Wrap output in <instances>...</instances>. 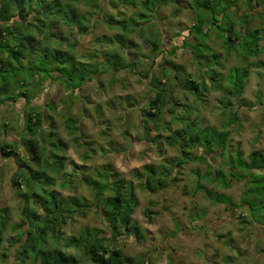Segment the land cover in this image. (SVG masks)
Here are the masks:
<instances>
[{"label": "clouds", "instance_id": "obj_1", "mask_svg": "<svg viewBox=\"0 0 264 264\" xmlns=\"http://www.w3.org/2000/svg\"><path fill=\"white\" fill-rule=\"evenodd\" d=\"M37 2L39 3V0ZM48 2L50 3L51 0H48ZM94 2L96 4L95 9H92L91 5L89 6L93 20L97 12H100L103 16H107L112 12L109 5L114 0H94ZM115 2L118 6L116 12H112V14H123L118 16V19L127 20L131 17L134 20L137 18V13L144 10L141 6L143 0H135V7L120 3L119 0H115ZM58 4L59 9H61V15L68 14L73 8L82 7V5L73 3V0H63L62 3L58 0ZM256 5L257 0H231V3L225 7L223 0H221L217 9L221 25L244 20L247 17V22L240 24L237 28L242 38L244 32L250 28L260 27L264 30V0L259 3L258 8ZM149 7H163L167 19L161 21L158 25H150L147 30L142 28L140 32L146 33V39L159 44H164V31L171 32L173 40L183 41L182 47L176 49L177 53H184L181 61L183 67L172 71L171 75H165V69L161 65L164 62V57L169 55L171 48L164 47L156 53L148 52L146 56L141 55L138 57L137 53L143 54L146 49L141 41L139 32L128 31L124 34L129 36L130 39L141 43V47L126 46L123 59L120 62L122 71H115L109 65V71L101 73L99 69L102 61H93L89 58L93 56L100 57L101 52L110 51V49L103 44L100 45V51H95L96 46L94 44L82 48L81 37L78 32L75 29H66L65 35L75 45L73 54L76 60L88 59V63L84 64L82 68L86 83L87 81L95 83L102 76H108L110 77L111 91L107 89L101 91L99 87L89 89L82 85L81 98L73 100L71 97H65V105L60 111V115L71 118L76 129H79L82 133H87L88 129L84 127L87 121L82 114V110L87 109L88 114L99 121L103 117L96 111V98L106 96L108 100L116 101L119 119L115 123V127L118 129L115 136L110 130L111 126H109V130L106 131L105 137L101 140H97L95 136L83 137L77 135L75 131L72 133L76 144L83 143L85 138L92 141V149L96 155L86 157V162L90 165L88 169L90 177L94 178L97 173L103 176L108 165L114 166L110 169L111 176L104 185L106 190L99 195L93 194L90 196L88 205L94 212L102 214L105 208V201L112 194L113 183H131L130 188L123 187L117 193L123 197L126 203L130 197L135 199L137 195H142V193L136 191L137 189L149 188L156 191L157 197H148L147 199H155L158 208L171 212L180 223V230H176L171 224L161 221L151 226V232L146 231L145 228H140L135 233L137 240L132 241L129 240L127 235L123 234V229L114 231L113 229L116 226L107 217L99 222V227L104 229L103 232L90 228L91 235H89L85 233L84 225L80 224L73 232L74 235L78 234L80 236V255L78 256L80 264H101L100 261L90 260L86 253L94 245L106 246L108 244L113 247L119 245L123 255L134 258L139 257L142 264H170L169 257L172 258V264H192L193 258L199 259L200 253H203V256L207 258V264H228L225 253L231 257V264H264V233L257 236L252 227L257 219L264 216V209H260L258 206L251 216L245 217L244 224L237 223L233 219L230 220L229 225L217 228L216 234L224 236L222 240H213L208 235L209 229L214 227L213 224L201 225L189 219L190 215L198 214L200 211L199 201L196 197V191L201 188L198 177L202 176L207 169H222L225 172L226 182L232 180L235 183L241 176L240 170L236 168L235 161L229 163L227 157L213 160L208 148L196 144V137L201 130L204 131L205 138H207L208 132L213 131V126L207 119V114L217 109L216 97L224 98L222 93L205 91L204 93L197 92L195 97H189L187 90L180 92L177 87L178 85L185 88L192 87L186 82L191 81L193 75L207 79L209 68L201 66L200 48L203 46L201 32H209V14L198 8V0H182V6L179 8H176L174 3L164 6L149 5ZM173 9L178 13L175 16L172 14ZM249 12L254 13V16H248ZM36 14L33 11L29 16V20L33 19ZM85 15H88V13H85ZM201 20L204 22L203 28H198L197 23ZM169 21L172 22L171 28L168 26ZM107 31L113 33L118 31V29H107ZM211 32L219 35V33L215 32V28H212ZM39 33L38 39L41 44H49L48 30L40 28ZM89 33L91 38L97 34V30L90 25ZM24 35H27V28L22 34H18L13 29L11 45H8L7 41H0V45H8L7 47L0 46V61L11 62L14 65L10 80L5 81L10 87V94L15 95L17 91L26 87L32 88L37 94L41 90L50 91L53 82L47 78L39 77V69L35 67L37 57L27 51V45L23 39ZM203 43H207V41ZM125 44L127 45V41ZM12 48L17 50L23 48L25 52L23 59L17 57L16 60H13V56L10 54ZM208 59L210 60L211 56ZM68 63L71 66L73 62L69 60ZM132 65H135V67H132ZM26 77H31V79L26 80ZM130 77H138L136 83L140 85V89L134 91L133 94L136 100L134 108H129L124 104L123 101L127 97H118L116 94L118 86L131 87ZM56 83L59 85V81ZM158 96L160 98L161 119L145 123L144 110L155 112L156 109L149 108V104L151 101L156 100ZM181 96H183L185 103L178 105L177 100ZM197 98L201 101L200 105L196 104ZM86 100H90L91 103H85ZM128 102L129 104L132 103L129 100ZM19 115L22 116L23 113ZM173 116L182 120L183 123L177 124L173 122ZM4 119L5 121L13 120L15 122L14 130H9L7 135L15 137L17 141L23 139L26 135L24 121L18 120L16 113L8 112H5ZM51 123L52 121H47L45 125L41 126V131L45 135L48 125ZM65 123L67 125V120ZM258 127L264 128V123L259 124ZM178 129L181 130L179 139L174 135ZM0 132H3V129H0ZM125 133L130 135L125 136ZM184 135L191 136L193 138L192 143L186 142ZM4 139L5 137L0 135V141ZM165 139L171 140L170 148L165 147ZM261 140L260 146L264 147V134L261 135ZM229 142L232 143V151L235 152V141ZM45 148V155L47 156L51 149L47 145H45ZM186 148L189 149L188 152H185ZM72 150L70 149V151ZM219 153L220 149H217L215 155H219ZM80 154L82 155V152ZM240 159L250 163L247 149H245V155ZM261 160H264V156L261 157ZM79 162L76 157H70L63 162L62 171L57 169V175L63 177L65 172L73 171L74 165ZM145 167L150 172H155V175L145 172ZM116 170L123 175L122 180H119L114 175ZM252 171L249 168L243 172V179H240L236 186L240 187L245 181L250 182L253 179ZM261 171H264V169H261ZM137 174H140L138 181L132 182L129 180L130 176L134 179ZM162 176L165 178L164 183L158 184V180ZM74 179H78L75 174ZM73 187H76L75 183ZM203 189L209 195H213L207 182L204 183ZM216 194L218 195L219 193ZM240 199H247V197H239L236 201L237 204H239ZM261 199L264 200V197H261ZM142 206H148L147 201ZM230 207L231 205H229ZM241 211L243 209L238 208L237 214ZM125 214L130 213L125 210ZM97 219L99 220V217ZM84 223L91 225L93 221L90 218ZM4 231L7 236V230L5 229ZM229 232L232 233V237L227 235ZM181 233H183V237ZM12 235H15V233H12ZM16 239L19 241L18 243H5L0 246V252L9 251L10 264H40L38 255H28L24 251L28 247L27 243L18 236ZM229 240H231L236 249L241 251V255H237L235 251H230L225 246ZM55 246H60V244L58 243ZM21 251H23V255H18L14 260L11 259L13 253ZM217 252L220 253L219 256L216 255Z\"/></svg>", "mask_w": 264, "mask_h": 264}, {"label": "rangeland", "instance_id": "obj_2", "mask_svg": "<svg viewBox=\"0 0 264 264\" xmlns=\"http://www.w3.org/2000/svg\"><path fill=\"white\" fill-rule=\"evenodd\" d=\"M9 0L10 4L9 6L13 5L12 7L19 6V5H25V6H32L36 8L37 6H59L57 0H51L49 3L48 0H39V3L37 0ZM132 1L135 0H125L126 4H131ZM145 2V0H143ZM210 1V2H209ZM260 0H257V2ZM90 0H81L76 3V5H82V7H78V19L83 22L84 25H88V30L85 33H81L77 27H70L68 25H65L62 21L65 19L67 22L70 21V19L73 18L72 11L68 12L66 15H61V13H58V9H54L51 11V13L47 14L40 12L42 17H51L52 19H56L55 24L48 26L49 32H55L54 34H58L60 36V33L62 35H65L66 29H75L78 34L81 37V47L86 48L90 45H95V51H100V45L107 46L110 51H104L101 52L100 57H91L89 59L93 61H102L103 63L100 64V72L106 73L109 71V66L113 67V64H115V61L117 59V55H121V59L124 56L125 48L131 47L132 45L136 48L141 47V43H138L137 41H134L130 39L129 36L125 35L124 33L131 31V32H139L141 41L143 42V45L146 49V51L141 54L137 53V56L141 55H147L148 52L152 51V45L149 42L150 40L145 38L146 33L140 32V29H149L150 25H158L161 21L167 19L166 12L163 7H159L157 10V16L155 14H151V16H148L146 13L145 17H141L137 15L136 19H132L129 17L127 20L118 19L117 17L120 15H123L122 13H116V15H113L112 12H116V8L118 4L115 2L110 3L109 7L112 9V12H110L107 16H103L100 12L96 13L95 19L93 20L91 12L89 11V6H92V9L96 8V4L94 0L90 2ZM151 2H155V0H151ZM199 2V0H198ZM209 2V4L207 3ZM225 7H227L231 0H223ZM120 3H124L123 1H120ZM170 3H174L176 5V8H179L182 6V0H166L164 5H169ZM199 9L208 12L210 16L209 21V32L210 33V39L207 41L208 44L212 47V51L216 53H220L222 55V62L223 66L219 65V63L216 62V60H213L211 63L206 62L202 63L201 66H207L209 68V72L207 73V79H205L207 90H204L203 88L200 89V93H204L205 91H208L210 93L212 92H221L222 96L224 98L216 97V103L218 105L217 109L213 112H209L207 114V119L211 122L212 126L217 127L220 131H226L231 130V134L228 138V144L226 145V148L221 150L220 157H216L217 159H222L223 157H227L228 162L232 163L233 161L236 162V167L238 166V155L241 154V157L245 155V149H247L248 154L253 150H261L264 154V147H261V135L264 134V128L258 127L259 124L264 123V67H255L254 65L250 66L248 63L250 62H256L258 60H264V48H262V51L257 55H253L250 57L252 52L254 53L257 45H256V37L259 36V39H264V30H262L260 27L258 28H250L248 32H244V42L242 40V37L239 32H237V28L240 24L244 23L241 20H237L234 22L227 23L226 25H221L220 20L212 22V18H218L217 9L221 3V0H200ZM131 7H135L136 4L130 5ZM144 7V6H143ZM190 7V6H189ZM258 8L259 6L256 5ZM47 8V7H46ZM74 9V8H73ZM71 9V10H73ZM143 12H148L147 9L143 8ZM15 13V11L10 10V14ZM85 13H88V15H85ZM140 13V12H139ZM252 16H254V13L249 12ZM248 13V14H249ZM138 14V13H137ZM173 16L177 15L175 9L172 10ZM48 15V16H47ZM217 15V16H216ZM212 16V18H211ZM17 17V16H16ZM70 18V19H69ZM17 19H19L17 17ZM111 19V21H110ZM113 19H117L118 21H114ZM114 21V22H113ZM212 22V23H210ZM236 24H238L236 26ZM92 26L97 30V34L95 36H92L90 38L89 33V26ZM169 28L172 27V22H168ZM215 28V32L219 33V35H215L211 32V29ZM47 29V28H46ZM107 29H118V31H115L113 33H109ZM256 29L259 32L257 33ZM163 32V39L164 44H162V48L164 47H170L171 51L168 56L164 57V62L161 65L164 69L168 70V75H171L172 71H175V69H181L183 67L181 61L183 60L184 53L180 52L177 53L176 49L182 47L183 41H175L172 39V33L171 32ZM164 33L165 37H164ZM230 33H238V36L241 38V42L244 43L240 45L238 51L233 50L231 52L227 51L225 49V43L224 38L222 36H226ZM51 36V34L49 33ZM37 36V35H36ZM67 36V35H66ZM258 39V40H259ZM39 41V39L37 38ZM257 40V41H258ZM28 41V40H26ZM35 43L34 40L31 42L35 45L36 52L39 53V55L44 54V46L42 48V44L40 41ZM127 41V45L125 42ZM264 41L259 42L258 44H262ZM52 43V42H51ZM53 44V43H52ZM48 44V56H51L53 59V55L55 54L54 51H51L52 49L58 48L56 45ZM174 45V47H173ZM132 46V47H133ZM66 47L65 45L63 46ZM75 47V46H74ZM39 48V49H38ZM203 48L200 49V55ZM123 51V52H122ZM157 50L156 52H158ZM73 52V48H72ZM36 53V54H37ZM154 53V52H153ZM115 54V55H113ZM67 56V55H66ZM64 57V60L67 62L70 60L67 57ZM248 57L249 59L243 60V58ZM38 58V57H37ZM115 58V60H114ZM118 60H120L118 58ZM81 61L88 63V59H82ZM167 61V62H166ZM38 62V69H41L43 65ZM60 63V67L64 69L62 66V63ZM50 64V62H48ZM65 66L68 68L67 71L64 72V77L60 78L58 75V72H55V77L57 78H50L52 76L50 70V74L47 76L46 72H40L39 70V77L40 78H47L53 82V86L50 91H41L38 93L37 97L35 98L34 102L32 104H35V106L42 107L43 112L46 113V116L48 115V118L46 117L47 121H55L56 128H51V124L48 125V130L45 133L42 131L41 135L43 138H46L49 134V131H55V136L60 138L62 141H65L67 143V150H64V152H58V154L62 155L63 153L67 156V160L70 157H76L80 162L79 165H85V174L88 175V169L90 165L86 162V155L95 156L96 153L92 149V141L85 138L83 143L76 144L75 138L73 137L72 133L74 130L71 128H68V122H72L71 118H66L65 116L60 115V111L64 108L65 105V97H71L73 100H79L81 98V92L83 91L82 85L86 86L89 89H94L95 87H99L101 91L109 90L110 88V77L108 76H102L99 81H87L86 78L84 80L79 79L74 75L73 77H68L69 75L78 72L79 70H76L75 67L73 68L69 64L65 63ZM174 66V67H170ZM65 67V69H66ZM132 67H135V65H132ZM237 67H246L248 69V74L246 77L243 76L242 70H238ZM81 69V68H80ZM105 69V70H104ZM114 69V68H113ZM122 71V70H121ZM219 74L217 77L218 86L223 89V91H216L213 90V87L216 85V80L213 79L216 74ZM196 77V76H195ZM27 79H31V77H26ZM131 80V87H123L118 86L116 89V94L118 97H127L129 101L132 103L129 104L127 99H124V104L128 106L129 108H134L136 104L135 97L133 96L134 91L140 89V85L136 83V80L138 77H130ZM57 81H59V85H57ZM68 81V82H67ZM241 81V82H240ZM243 81V83H242ZM241 86L243 90L240 98L235 97L236 89ZM163 84V82H161ZM78 88L75 90L74 87ZM179 86V85H178ZM177 86V87H178ZM224 86V87H223ZM180 92H183L184 90L179 87ZM219 89V88H218ZM232 92L230 94L229 92ZM189 94V97H194V95ZM181 98V103L184 104L185 100L183 96ZM222 102H221V101ZM228 100V101H227ZM229 100L233 103V110L234 113L231 112L230 107L228 109V103ZM10 102V103H9ZM7 105L0 106V129L5 130V127L10 128V130H14V121L9 120L5 121L4 114L5 112L8 113H16L17 119L24 121V131L26 132V137H30L28 135V130L26 129V121H25V113L28 112L29 107H27L28 104L25 103V100L21 98L17 103H11L12 101H9ZM85 103H91L90 100H86ZM95 103L97 104L96 111L100 113V115L103 117L102 120L97 121L96 118L92 115L88 114L87 109L82 110V114L85 117V120L87 123L84 125L85 128L88 129L87 133H82L80 130L75 131L77 135L83 136V137H93L95 136L97 140H101L105 137L106 131L109 130V126H111V132L115 136L118 132V129L115 127L116 121L119 119V116L117 114V106L116 101L114 100H108L106 96H99L96 98ZM196 104L200 105L201 101L196 99ZM28 109H27V108ZM228 110V111H227ZM230 111V112H229ZM20 113H23V115H19ZM237 116V119L234 120V116ZM67 120V125L65 121ZM46 121V122H47ZM146 121L149 123L152 121L150 118H146ZM227 121V124L225 126V122ZM45 122V124H46ZM44 124V125H45ZM72 124H74L72 122ZM178 124V123H177ZM70 126V125H69ZM7 128V129H8ZM227 128V129H226ZM59 129V131H57ZM9 131V130H8ZM7 131V133H8ZM5 137L3 141H8L18 152V156L16 157H3L0 152V209L1 208H7L8 214H9V222L10 224H15L20 222V210H21V204L18 200L17 196L14 194L13 191V174L17 172L19 169V159H27L28 154L26 150L24 149L22 145V139L20 141H17L15 137H6V132L1 134ZM205 134V133H204ZM130 134L125 133V136H128ZM174 135L177 137V135L174 133ZM50 136V135H49ZM229 141H235V152L232 151L233 145ZM18 142V143H17ZM165 147L170 148L171 146L167 144L166 140H164ZM45 145V144H44ZM139 148V146H137ZM70 149H73L70 151ZM157 151H159L157 149ZM82 152V155L80 154ZM53 151H50L49 154L51 155ZM223 153V154H222ZM215 157V154L213 155ZM215 159V158H214ZM213 159V160H214ZM195 162V161H194ZM85 163V164H84ZM114 167V166H113ZM238 170H242L239 167H237ZM264 169V168H263ZM34 170H39V166L35 164ZM118 171V170H117ZM257 172V175H263L264 171H261V169L254 170ZM19 172V171H18ZM21 173L24 174V189L27 185V182L30 183L28 186L31 188H38L37 181H32L33 179L29 177L27 170H20ZM27 172V174H26ZM83 172V170H79L78 168L73 167V171L65 172L63 177L57 176L56 182L61 183V180H64L66 177H69L70 175L76 177H79L80 173ZM119 172V171H118ZM260 173V174H259ZM121 174V173H120ZM256 174V173H255ZM122 175V174H121ZM256 175V176H257ZM123 176V175H122ZM252 179V182L245 181L244 184L240 185V187H237L236 185L239 183L238 181L233 182L232 186L225 187L221 184L220 181L216 180L215 182L210 181V178L212 177L209 175V169H207L202 176H199V180L201 183V188L196 191V197L199 201L200 205V211L198 214H192L190 215L189 219L192 222H198L201 225L206 224H213L214 227L209 229L208 235L213 240H222L224 239L223 235H217L216 229L223 227L225 225H229L230 220L235 219L237 223L244 224L245 223V217L251 216L254 211L257 210L258 206L260 209H264V200L261 199V197H264V177L263 176H257V178ZM243 177V173L241 172V176L238 179H241ZM129 179H133V177H129ZM134 181H138L136 178L133 179ZM160 181L164 182L165 178L162 176ZM258 182H256V181ZM78 181V180H77ZM222 181V180H221ZM207 182L209 186L211 187V190L213 191L214 199H218L219 195H226L231 199V201L235 202L238 200L241 196L252 197L253 194H258L256 197H258L257 200H253V204L251 201L249 202V206L246 204H241V200H239V206H234L232 204L228 203H222L220 201L211 200L209 197L208 192H205L203 189L204 183ZM76 187H73V185H66L62 188H59L61 191L62 196L72 195L75 196L77 199H83L85 201H89V197L92 196L91 189L82 183L76 182ZM251 189V190H250ZM26 191V190H25ZM138 193H142V195H137L139 198V205L137 206L135 213L132 216L133 221H135L140 228H145L146 231L151 232L152 227L156 223L163 221L166 224H171L176 230H180V223L177 221L176 217L173 216V214L167 210H162L157 207L155 203V199L148 200V197H157V192H150L149 190H143V189H137ZM216 193H219L218 195ZM262 200V201H260ZM145 201H147L148 206L144 207L142 206ZM229 205L231 207L229 208ZM152 209L154 212V218L153 221L150 223L148 221L147 216L145 215L146 209ZM241 208L243 211H241L239 214H237V209ZM183 211V210H182ZM99 217V220L97 219ZM92 219L93 223L91 225L84 223L85 221ZM103 220L102 216L99 213L94 212L93 210L87 211V212H79L77 213L73 218H68L66 222L62 223L61 225V233L62 236L60 239H55V242L52 243V246H54L56 249H60L64 251L66 254H73L75 256L80 255V251L77 248L73 247H64L63 241L65 238L69 236H73V232L75 231L76 227L80 224L84 225L85 228H96L101 229L104 231L103 228L99 227V222ZM244 223H243V222ZM255 234L259 236L261 233H264V216L260 217L256 220V223L252 226ZM13 228V225L8 228L7 232L8 235H4V240L2 242V245L5 243H18L19 241L16 239V237H19L20 230L18 229H11ZM23 229L29 228L28 225H23ZM55 230L53 231V233ZM12 233H15V235H12ZM57 233V231L55 232ZM78 235V234H76ZM183 237V233H181ZM229 237H232V233H227ZM128 237V236H127ZM129 240L136 241L134 237H128ZM60 244V246H55L57 244ZM1 245V246H2ZM230 251H235L237 255H241V251L236 249L231 240H229L225 245ZM175 251V249H173ZM217 256L220 255L219 252L216 253ZM226 259L228 260V264H231V257L228 256L227 253L224 254ZM11 259H16V253H13L11 255ZM170 264H172V258L169 257ZM0 264H10V253L7 250H4L0 252ZM192 264H207V258L203 256V253L199 254V259L193 258Z\"/></svg>", "mask_w": 264, "mask_h": 264}, {"label": "trees", "instance_id": "obj_3", "mask_svg": "<svg viewBox=\"0 0 264 264\" xmlns=\"http://www.w3.org/2000/svg\"><path fill=\"white\" fill-rule=\"evenodd\" d=\"M79 1L81 0H73V3L76 4ZM92 1L93 0H90V2ZM120 1H123L125 3V0H119V2ZM165 1L166 0H155V2H151V0H145V2L143 1L141 6L142 7L144 6L143 8L147 9L148 12L142 11L138 13L137 15L141 17H145L146 13L148 14V16H151V14L156 15L159 7L158 8L149 7V5H162L164 4ZM17 2L18 1L16 0V3ZM60 2L62 3L63 0H60ZM199 2H198V7L200 5ZM209 2L207 3L209 4ZM260 2H262V0L257 2V6H259ZM9 4H10L9 0H0V41H7L8 45H11L13 29H15V31L18 34H22L25 28H27V35H24L23 39L27 45V51L31 54H34L36 57H38L37 63L35 66L36 69H38L37 68L38 62H40L43 65V67L39 69L40 72L41 71L43 73L46 72L48 76L50 74V70L53 69V71H51L53 73L50 78L52 79L57 78L55 77V72H58L59 77L63 78L65 75L64 72L67 71L68 69L65 66V63H67V65L69 64L68 63L69 60L67 62L64 60V57L67 55L66 57L69 58L73 62L71 66L73 68L75 67L76 70H79L78 72H75L69 75L68 77L71 78L74 75H76V77L82 80L86 78L85 74L82 72V68L84 64H86V62H83L81 60H76L75 55L72 52V48H74L75 45H73L71 40H69L68 36L62 35L61 33L59 36L58 34H54L55 32L53 33V32L48 31V33L51 34V36L48 35V40L50 41L49 44L53 43L54 45H56V47H58V48L51 50V51H54L55 53L53 55V59L51 56H48V48H49L47 46L48 44H42V48L46 46L44 48L45 52L44 54L39 55V53L35 51L36 50L35 45L31 42L32 40H34L35 43H37L38 41L37 38L40 35L39 33L40 28H47L48 30V26L49 25L52 26L53 25L52 23L55 24L56 22V19H52L51 17H42L40 12H42L43 10L44 13L50 14L52 10L57 9L59 6H55V7H52V6L38 7L37 6L36 8L32 9L33 8L32 6L19 5V6L12 7L13 5L9 6ZM132 4H135V1H132V3L129 5H132ZM10 10L15 11V13L10 14ZM33 11H35L37 14L33 19L29 20V16L31 15ZM71 11H72L71 16H73V18L72 19L69 18L70 19L69 22H67L65 19L62 22L65 25H68L70 27H73V28L77 27L76 29H78L81 33H84V32L86 33L87 32L86 30H88V25H84L83 22H81L78 19V16H79L78 7L74 8ZM59 13H61V9H58L57 14ZM16 16L19 19H17ZM248 16H252V15L249 13ZM113 20L118 21L117 19L116 20L113 19ZM219 20H220L219 16L218 18H214V19L212 18V22L214 21L218 22ZM209 21H210V16H209ZM241 21L244 23L247 22V17ZM203 23L204 22L202 20L198 21L197 27L203 28ZM237 25L238 24H236V26ZM255 28H258V27H255ZM256 31L259 34L260 31H258L257 29ZM201 37H202V44H203L201 48H203L202 51L204 50V52H201L200 63L201 64L206 63V62L211 63L213 60H216V62L219 63V65L223 66L222 55L220 53L213 52L212 47L208 44V42L203 43L204 41H208L210 39V33L201 32ZM222 37L223 38L225 37L224 38L225 49L229 52L233 50L238 51L242 43L241 41L243 40L244 42V39L242 38L241 40L240 36H238V33H230ZM258 39H259V36H257L255 39L257 48L254 53L252 52L250 57L253 55L257 56L262 51V48H264V42L262 44L261 43L258 44V41L261 42V41H264V39L262 40L260 39L258 40ZM149 42L152 45V51L154 53H156L157 50H160L162 48V44H159L151 40ZM243 44L244 43H242V45ZM8 45H0V46L7 47ZM64 45L66 46L65 48L63 47ZM10 54L13 56V60H16L17 57H20L21 59H23L25 52L23 48L21 50L12 48ZM209 56H211L210 60L208 59ZM120 57H122L120 54L117 55L115 64H113V67H111L112 69L114 68V70L118 72L122 70L120 62L122 61L123 58L121 59ZM118 58L120 60H118ZM246 59L248 60L249 58L248 57L243 58V60H246ZM48 62H50V64H48ZM59 62L62 63V66L64 67V69L60 67ZM248 64L250 66L254 65L255 67H264V60H258L256 62L249 61ZM237 68L238 70L240 69L242 70V74L244 77L247 76L248 69L246 67H237ZM176 70H179V69H175V71ZM13 71H14V65L11 62L0 61V106L7 105L9 101H12L11 103H17L21 98L25 100V103L28 104L27 107H29V110L28 112L25 113L26 117L24 118L26 121L25 123L26 129L28 130V135L30 137H26L22 139V145L28 154V158L19 159V164H18L19 169L17 170V172L13 174V184H12L13 191L21 204L20 222L15 223V224H10L8 209L7 208L0 209V246L2 245V242L4 240V235H5L4 230L5 229L8 230V228H10V226L13 225L14 229L20 230L19 237L22 238L28 245V247L24 251H26L28 255H38L40 264H80V261L77 256L73 254H66L64 251L60 249H56L54 246H52V243L55 242V239L58 240L61 238L62 223L66 222L68 218H73L77 213L87 212V211L92 210V208L89 207L88 201H85L83 199L82 200L77 199L75 196H72V195L62 196L59 188H62L66 185L71 186L74 183L79 182V183L87 185L91 189L92 195L93 194L99 195L102 193V191L106 190L104 188V185L107 183L108 179L111 176L110 169H112L113 166L108 165L103 176H100V174L97 173L95 177L92 178L89 175L84 173L85 172L84 170L86 168L85 165L76 164L74 165L75 168H78L79 170H83V172L80 173L78 179H74V176L70 175L69 177H66L64 180H61V183L60 182L57 183L56 182V179L58 176L57 169L62 171L63 162L67 160V156L64 153L60 155L58 154V152L59 151L64 152V150H67V143L65 141H62L60 138L58 139V137L55 136V131H52V130L49 131V134L46 138L42 137L41 126L44 125L45 122L47 121L46 117L48 118V115L46 116V113L43 112L42 107L35 106V104H32L38 95L37 93L34 92L32 88L26 87V88H23L22 90L17 91L15 95L10 94V87L5 83V81L10 80ZM168 73L169 71L165 69V75H168ZM218 75L219 74L217 73L216 76L213 77V79L216 80V85L213 87V90L223 91V89L220 88V86H218V82H217ZM186 84L192 85V87H187V88L181 87V88L184 91L187 90L190 94L194 95V97L196 96L197 92H200V89L203 88L204 90H207L205 79H202L198 76L195 77V75H193L192 80L186 82ZM179 87L180 86H178V88ZM243 87L241 86V83H240V87L236 89V92L234 94L236 98H240L243 92L241 88ZM74 88L76 90L78 86ZM229 93L232 94L231 91ZM159 103H160V98L158 96L156 100L151 101L149 104V108H155L156 111L149 112L147 109L144 110V122L145 123H148L146 121V118H150L152 119V121L153 120L159 121V119H161V111H160ZM177 104L178 105L182 104L181 98L177 100ZM228 105H229L228 109L232 107L231 112L229 111L230 113H232L233 103L231 100H229ZM233 118L235 120L237 119V116L235 115ZM172 119H173V122L175 123H178V124L183 123L182 120L177 119L175 116H173ZM51 121H52L51 128H56L55 121L53 120ZM68 124L70 125V127L68 125V128H71L72 126L71 128L72 130L74 131L79 130L75 128V125L72 124V122H68ZM226 124H227V121L225 122V126ZM180 133H181V130L178 129L177 132L175 133L177 135L176 137L177 139L180 138ZM230 134H231V130L220 131L217 129V127L213 126V131L208 132L207 138H205V134L203 130L199 132V134L196 137V144L198 146L202 145L208 148L209 154L212 155V159L215 158L214 160H217L216 157L218 156L220 157L221 152L219 153V155H215V157H213V155L217 152V149H220L221 151L226 148ZM184 139L186 142L192 143L193 138L191 136L184 135ZM165 140L167 144L171 146L172 144L171 140L170 139H165ZM44 144L47 145L51 149V151H53L51 155L49 153L47 154V156L45 155L46 148ZM188 151L189 149L186 148L185 152H188ZM0 152L2 156L6 158L18 156V152L8 141H3V142L0 141ZM241 154L238 155V166H237L240 169H242L240 173L241 172L243 173L247 171L249 168H251L253 170L252 175L254 179V176L257 175V172H255L254 170L264 168V160H261V157L264 156V154L262 153L261 150L251 151L248 154V161H250V163H246L245 161L241 160L240 159ZM35 164L39 166V170L37 171L34 170ZM24 169L28 171L29 177L33 179L32 181H35V182L37 181V184L39 186L38 188L29 187L28 185L30 183L27 182V185L25 186V189H24L23 187L25 185L24 184V174L20 172V170H24ZM145 172H149V174L153 176L155 175V172H150V170L147 167H145ZM114 175L119 180L123 179V176L117 170L114 172ZM209 175L212 176L210 178V181L212 182H215L216 180H218L225 187H229L233 185L232 180H229L227 182L225 181V172L222 169H216V170L209 169ZM257 176L264 177V174L257 175ZM257 176L255 177V179L257 178ZM135 178L139 180L140 174H137ZM241 179H243V177H241ZM129 180L132 182H135L133 179H129ZM239 180L240 179H237L236 181L239 182ZM252 181L253 180H251L250 182ZM163 183L164 182L158 180V184H163ZM123 187L130 188L131 183H128V184H123L120 182L113 183L112 194L105 201V208L103 210V213L102 214L99 213V214L102 216L103 219L107 217L109 220H111L115 224L116 227L113 229L114 231L117 229H123V234L127 235L128 237H134V239L137 240V236L135 235V233L140 230V227L135 221H133L132 216L135 213L137 206L139 205V198L138 196H136L135 199H132L130 197L129 201L126 203L123 197L117 194L118 192L122 190ZM144 189L149 190L152 193L156 192L149 188H144ZM258 192L259 191H257V194ZM257 194L255 193L252 195V197H248L247 199H242L241 204L239 205H242V204L248 205L250 201L253 204L254 202L253 200L258 199V197H256ZM209 197L211 198V200H216V201H220L222 203H228V204L230 203L234 206L238 205L237 203L231 201V199L227 197L226 195L221 194L219 195L218 199H214L213 198L214 195H209ZM125 210H127V213H130V214H125ZM155 213L156 212H154L150 208L145 210V215L147 216L148 221L150 223L153 221ZM25 224L29 226V228H27L26 230L22 228V226ZM129 225H131V227H129ZM54 230L55 232L57 231V233L55 232L53 233ZM96 230L99 232H103V230L101 229H96ZM84 231L85 233L91 235L89 227L85 228ZM79 240H80L79 235L69 236L64 239L63 245L64 247H73L79 250ZM18 255H23V251L16 253V258L18 257ZM86 255L88 256L90 260L100 261L101 264H142V261L140 260L139 257L134 258L131 256L123 255L119 245H117L116 247H113L111 244H108L106 246L105 245H94L93 247L89 248Z\"/></svg>", "mask_w": 264, "mask_h": 264}, {"label": "crops", "instance_id": "obj_4", "mask_svg": "<svg viewBox=\"0 0 264 264\" xmlns=\"http://www.w3.org/2000/svg\"><path fill=\"white\" fill-rule=\"evenodd\" d=\"M166 33H167V32H166ZM166 33H164V37H165V34H166ZM85 80H86V79H85ZM7 128H8V127H5V130H3V132H2L1 134H3V133L6 132V134H5L6 137H9V136L7 135V131L10 130V128H8V129H7Z\"/></svg>", "mask_w": 264, "mask_h": 264}, {"label": "water", "instance_id": "obj_5", "mask_svg": "<svg viewBox=\"0 0 264 264\" xmlns=\"http://www.w3.org/2000/svg\"><path fill=\"white\" fill-rule=\"evenodd\" d=\"M198 179H199V177H198Z\"/></svg>", "mask_w": 264, "mask_h": 264}]
</instances>
